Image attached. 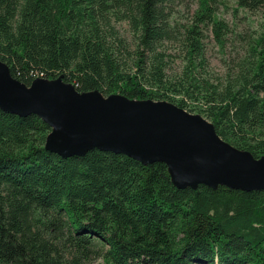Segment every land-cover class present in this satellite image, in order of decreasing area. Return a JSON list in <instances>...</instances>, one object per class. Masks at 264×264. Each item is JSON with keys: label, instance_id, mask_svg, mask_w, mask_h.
<instances>
[{"label": "trees", "instance_id": "16d2710c", "mask_svg": "<svg viewBox=\"0 0 264 264\" xmlns=\"http://www.w3.org/2000/svg\"><path fill=\"white\" fill-rule=\"evenodd\" d=\"M224 1L194 0L182 23L173 0H0V59L27 84L62 74L79 90L171 100L257 156L264 29L224 78L206 75L205 29L221 46L229 33ZM173 41L178 72L167 70ZM49 130L36 113L0 108V264H264V189L178 187L163 161L96 147L61 156L44 146Z\"/></svg>", "mask_w": 264, "mask_h": 264}, {"label": "water", "instance_id": "95a60500", "mask_svg": "<svg viewBox=\"0 0 264 264\" xmlns=\"http://www.w3.org/2000/svg\"><path fill=\"white\" fill-rule=\"evenodd\" d=\"M0 108L39 115L50 126L45 148L61 156L96 147L142 163L163 161L178 187L264 189V153L230 143L203 114L168 99L79 90L62 74L27 84L0 59Z\"/></svg>", "mask_w": 264, "mask_h": 264}, {"label": "rangeland", "instance_id": "374dc122", "mask_svg": "<svg viewBox=\"0 0 264 264\" xmlns=\"http://www.w3.org/2000/svg\"><path fill=\"white\" fill-rule=\"evenodd\" d=\"M175 18L182 23L191 19L195 8L194 0H173L171 4ZM218 15L229 25V33L221 46L208 29L204 31V51L207 58L206 75L211 78H224L232 68L233 63L246 53L248 40L264 29V8L249 9L238 7L235 0H225L218 8ZM120 36L131 38V31L125 21L115 24ZM168 50L175 56L170 61L168 71L178 72L182 67L177 42H167ZM87 264H106L102 258H97Z\"/></svg>", "mask_w": 264, "mask_h": 264}, {"label": "built area", "instance_id": "2783aa9c", "mask_svg": "<svg viewBox=\"0 0 264 264\" xmlns=\"http://www.w3.org/2000/svg\"><path fill=\"white\" fill-rule=\"evenodd\" d=\"M33 76L37 77H44L43 74H34Z\"/></svg>", "mask_w": 264, "mask_h": 264}]
</instances>
